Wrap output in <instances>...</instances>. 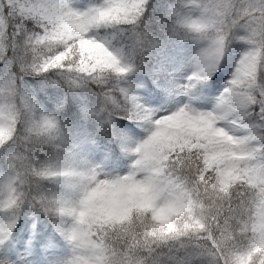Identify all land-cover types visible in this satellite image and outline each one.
Wrapping results in <instances>:
<instances>
[{
  "label": "snow or ice",
  "instance_id": "1",
  "mask_svg": "<svg viewBox=\"0 0 264 264\" xmlns=\"http://www.w3.org/2000/svg\"><path fill=\"white\" fill-rule=\"evenodd\" d=\"M0 264H264V0H0Z\"/></svg>",
  "mask_w": 264,
  "mask_h": 264
}]
</instances>
